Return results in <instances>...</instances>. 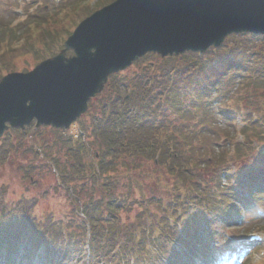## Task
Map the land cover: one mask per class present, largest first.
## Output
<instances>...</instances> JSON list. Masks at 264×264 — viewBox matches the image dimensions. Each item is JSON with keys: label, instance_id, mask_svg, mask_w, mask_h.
I'll use <instances>...</instances> for the list:
<instances>
[{"label": "trees", "instance_id": "16d2710c", "mask_svg": "<svg viewBox=\"0 0 264 264\" xmlns=\"http://www.w3.org/2000/svg\"><path fill=\"white\" fill-rule=\"evenodd\" d=\"M98 1L100 3L99 6H102L110 0ZM64 5H68L72 8L78 6L77 4L69 5L63 3L62 6ZM93 9H97L96 6ZM92 10L85 11V8L84 10L82 9L79 18L81 19ZM40 16L37 25L40 26L45 24L47 27L46 30L44 31L43 29L35 39H30L19 49L9 51L8 54L0 57L1 59L9 62L11 54L17 57L29 52L33 53L34 59L36 60H41L52 55L56 46L60 44L58 43L54 49H51L49 46L59 41L60 37L67 32L63 31V24L58 22L56 12L51 14L49 18L42 14ZM67 18L66 24L75 21L72 14L69 15V17L67 16ZM6 27L8 29H6ZM6 27L0 30L1 34L3 33L5 36L3 37L4 39L1 38V41L4 40L6 43L15 41L19 37V35H17L19 28L10 29L8 24ZM67 34H69V32ZM9 37L10 40L8 41L7 38ZM250 40L259 41V47L262 50L264 49V36L251 35L248 33L231 35L226 39L219 53L228 52V54L232 55L234 52L237 59L234 60L232 58L229 62L221 60L219 61L218 67H230L233 68V70L241 67L240 70H242L243 68H247L248 65L252 66L253 60L250 58V51L256 50V48L252 46V43L250 45L248 44ZM47 42L48 44L46 45ZM39 45L46 46L47 48H40ZM258 45L256 46L258 47ZM238 56L240 59H238ZM158 60L160 63L157 68L153 65L155 70H153L151 65L145 64L144 66L142 64L146 61H144V59L136 62L137 71L134 73V76L130 78L123 72L111 75L106 86L107 94L103 95L99 102L101 117L93 114L90 123H85L81 120L78 124L82 127L81 129L84 135L86 134L87 138L92 140V144L99 141L98 149H101L99 152V165L102 171L100 174L96 175L93 173V169L90 165L91 173L86 174L88 172L85 168V161L82 159L83 156L80 155L82 145L77 141V147L74 150L68 149V153L71 155L68 158H72V160L67 163L62 162V165H59L61 168V172L59 173L61 182H63L65 187L64 195L62 196L64 198L67 197V199L69 197L77 208H84V211H57V215H54L56 212L49 211L45 214L43 212L39 216L36 213L38 211H29L31 208H36L38 201L27 195H23L24 198H22V200H15V209H19V211H0L2 218V224L0 226V243L5 242L7 245L6 255L8 263L13 261V255L17 251L16 248L20 237L27 236L28 234L37 246L40 243H45L47 246L49 243H54L56 246V244L60 242L64 259L71 260L75 258V256L80 257L82 255L81 242L85 238L83 232L81 233V229L83 230V224L87 220L89 222L91 221L93 230L90 238V252L87 254L88 258L86 259V264H97L98 262H95L94 259L96 257L100 258L99 255H101L104 260L110 259V262L115 264V261H119V254L115 252L114 255L111 256L110 251L112 247L118 243L120 244L119 250H121V253H123L126 258L121 260L123 264H145L146 262L163 264L160 260L161 253L159 251L149 250L144 238L135 239L144 226V223L141 221V214L138 215L137 218L131 220V222L123 223L120 219L117 224L114 223V216L121 214V212H125L116 211L118 207L120 208L124 205L127 209L129 208L126 198L119 196V194L115 193V196H117L115 197L116 199H110V196L114 194L113 190L118 184L116 182L118 176H114V174H126L120 173V170L122 168L127 170L128 168L125 155H129L128 150L130 149L133 150L135 156L137 154H143L144 150H148L150 154L149 159L153 155V152L159 149L163 151V163L166 159L168 160V156L165 155L166 149H169L171 144L174 145L173 141L177 143L180 140H185V138L180 139L179 135L176 134L172 127L173 124L178 122L176 118L178 117L180 108H183V111L186 110L190 112V106L193 108V103L199 101V99L196 100L197 94L200 98H211L212 87L215 85L214 82L217 81L211 84L207 83L209 78L215 77V68H212L209 64L202 63L200 57L196 56L194 53H186L182 56H172ZM172 67H179L177 72L174 73L173 79L168 75V71L172 69ZM151 70L153 71L152 73ZM238 71L237 73L239 74ZM181 73H186L185 78L182 77ZM226 78L230 80L233 76L226 72L223 78H221L222 80H219L220 84L227 82ZM128 86H132V91L127 95L125 90L123 92V88H128ZM256 98V95H254V97L248 96L245 98L244 102L248 104L251 102V105L255 106ZM180 101L186 103L184 107H181ZM90 105L92 104H89V106ZM198 108L204 113H207V110L210 111L208 103L206 105H199ZM155 124V129H153V125ZM115 125L119 126L118 130L115 129ZM48 129L57 133L63 139V132L51 128ZM158 129H162L166 132V136L162 143L160 138L154 137V135L158 134ZM42 131L43 127L35 129L34 133L39 135ZM33 141L38 142L39 140L35 137ZM65 142L69 144V139H65ZM161 144H163V147H161ZM20 147V145L17 146L18 149ZM31 147L26 148V151H30ZM24 148H22L21 151H24ZM174 149L177 151L179 147L175 144ZM187 154L189 153L187 152ZM183 155L186 157L184 152ZM45 156L48 160L60 164L54 154L46 153ZM159 158L161 163V155ZM257 160L263 161L264 163V157L262 155H259ZM43 161V164L37 163L35 168L34 166H29L27 171L21 170V172L28 176L32 175L34 172L33 169H39V171L43 173L49 163L45 158ZM172 167L173 166L168 165V171L174 175L175 171ZM255 167H257V169ZM247 172L252 176L249 187L251 186L250 199L254 201L252 190L256 188L255 183H257L258 187V185L264 182V179H262L264 177V166L260 167L258 164H255V166L252 164L249 166ZM175 173H177V175H174L173 179H178L174 181L177 191L179 189V184H177L178 181L182 180L185 182L186 180L192 179V177L184 176L182 167H179V171ZM104 175L108 177H104ZM85 178H88L90 181L88 182L90 188L93 186L95 187L94 189L100 190L98 192L100 196L93 202L92 200L89 201V203L76 195L80 194L83 189H85ZM76 179L83 180L78 193L75 191V184L71 185V182L76 181ZM130 182V186H136L138 184L133 177L130 178ZM5 192L6 190H0V195ZM73 194L75 196H73ZM191 194L192 192L188 193V195ZM129 197L132 198V202H136L135 197L132 196L131 193H129ZM216 198L217 195L210 189H208L207 192L199 191L196 195L192 196V200L196 202L197 209L193 211L192 215H189V211H186L185 229L188 238L191 236H198L205 228L206 230L210 229V227L214 228L213 219L210 216L214 213L220 217L224 214V211H221V209L229 207L224 201L218 202ZM116 200L118 201L117 203L120 204H115L114 202ZM99 204L101 206L102 204L104 205L103 211H99ZM11 212L15 213L14 216L11 215ZM68 212H70V214H68ZM80 215L83 217H80ZM56 216L66 218L56 220ZM155 217H157V215H155ZM64 220L69 222L63 225ZM103 224L108 227L107 232H103ZM63 226H66L69 232L66 241L61 238ZM171 233L177 236L176 231H171ZM122 234L125 239L119 237ZM119 238L122 239L124 245L121 241H118ZM159 245L162 253L171 254L175 259L174 262L177 263L180 261L182 263V259L178 261V254L176 252H173L164 243ZM26 253L28 255L31 254L30 248H26Z\"/></svg>", "mask_w": 264, "mask_h": 264}, {"label": "rangeland", "instance_id": "374dc122", "mask_svg": "<svg viewBox=\"0 0 264 264\" xmlns=\"http://www.w3.org/2000/svg\"><path fill=\"white\" fill-rule=\"evenodd\" d=\"M63 3H67L69 5H80V10L77 13L72 14L75 18V21H71L70 24L67 23V25L63 24V31H70L73 30V28L76 27L79 21L81 19L79 18L80 13L82 12V9L85 11L92 10L95 6L96 8H100L102 6H99L98 0H62ZM113 0L108 1L104 5L110 3ZM32 2H36V0H32ZM24 1L21 3H18L16 0H0V30L6 27L8 23V27L12 29L14 27L11 25V22L15 21L17 23L21 22L26 15L23 17H20L15 13L16 9H23L24 10ZM40 2H36L35 4H39ZM44 3L46 4V7H42L39 9L40 14L38 13L34 18V21L38 22L40 15H45L51 17V14H54L57 9L53 6V0H44ZM83 6V8H82ZM99 6V7H98ZM94 10V9H93ZM93 10L91 12H93ZM38 11V12H39ZM90 12V13H91ZM26 13V12H25ZM49 13V14H48ZM39 15V16H38ZM83 18V17H82ZM68 19V18H67ZM46 25H40L37 27V29L32 30L33 32H37V34H40L41 31L44 29L46 30ZM6 29H8L6 27ZM24 28L21 26V29L19 27V30L17 32V35L21 34L22 32H27L28 30H23ZM29 30L28 33H24L23 36H26V41H19L17 40L16 43H6L4 40L1 41V38L4 39L5 37L3 33L0 32V52L2 50L8 49L5 53H2L0 55L4 56L5 54H8L10 50L19 49L23 44H25L27 41L30 40L31 32ZM25 35V36H24ZM68 34H64L60 37L59 41L54 42V44H51L49 47L52 49L55 48V46L59 43V46H56L54 49V52L52 55H55L63 46L64 41L66 40ZM20 37V38H21ZM32 38V37H31ZM7 40H10V37L7 38ZM252 40V39H251ZM248 41V44L251 43L255 45L257 43L256 41ZM48 42L46 43V45ZM259 44V43H257ZM17 47V48H15ZM40 48H47L46 46L39 45ZM264 53L263 51H258V53L250 55V58H254L255 64L251 67V65H248L247 68L242 70V75H236L238 69L230 70L229 73L232 74L233 78L229 82V86L227 89V95L222 96V86L219 85V94L218 97L208 100V98H200V96L196 95V100H202L203 105L209 104L210 111L207 110V113L203 112V115L198 118V113L194 110L195 103H193V108L190 106V112L189 111H183V108H180L178 112V117L176 120L177 123L173 124L172 127L175 130L176 134L179 135L180 140L177 143L173 141L174 145L176 144L179 149L174 153L171 157H168L169 159L165 160L164 163L162 161L163 151H161V163L160 158L155 163L154 158L149 159L150 154L148 153V150H144L143 154H137L135 156L132 149L128 150L129 155H125V159L127 160L128 168L127 170L125 168H122L120 170V173H126L123 175H115L118 176L116 178V182L118 183L116 188L113 190L114 194L113 196H110V199H116L115 193L119 194V196H123L126 198V202L129 204V208L127 210L121 209V222H131V220L138 217L142 211H160L157 207V204H162L163 206L165 203H167L170 207L169 211H175L177 208L174 201L178 202V199L181 198V196H185L186 194L190 193V191H201L205 189V192H207V189H211V185H216L218 187V192L214 193L215 195L220 194V190L222 189L221 200L225 199V203L230 205L234 204L235 209L237 211H231L228 215L224 216V220L226 221L225 224L221 225L222 230L219 231L218 239L220 238V242L218 244V249L221 246H227L232 248V251L234 249L236 250V253L234 254L233 258L227 262V260L224 258V261H222L220 264H255L256 262L263 261L264 257L261 258L259 261H254L253 259L249 260L246 263L241 262L242 255H241V237L253 230H262L264 232V189H258L256 190L255 194L253 195L254 202L251 204V209L245 208L242 206V202L236 201L234 198H232V195L229 193L230 190H232L237 184V178H238V171L247 169L254 161V157L256 156V150L260 146L264 144V134L257 133V130H254V133L260 138L258 141L259 145L255 148L250 146H236L237 152H234L233 155V162L230 165H235L238 168V171L234 174L230 172V169L228 167V160L229 156H227V152L231 151V147L234 148L235 141L234 136L237 133L238 127H240V121H243L242 114L236 115L240 117L239 119H236V117H233L234 124L232 122H228L226 120V116L229 114L228 107H233L235 104H240V100H242L244 97H246L252 90V84L249 83L251 78H254V75L252 74L254 72V69L257 68L259 71L261 80H264V65L262 64V58L259 57V55H262ZM70 51L67 50L66 55L69 56ZM51 55V56H52ZM148 55V54H147ZM143 56L141 59H144L145 63H142L144 66L147 65H154L158 66L160 61L158 59H161L158 55H150V56ZM1 56V57H2ZM168 57V56H166ZM165 57V58H166ZM8 58V57H7ZM10 61L6 62L4 59L0 58V65H2V69L4 73L2 75H5L10 72H27L33 68H35L36 64H38L41 60L34 59V55L32 52H29L25 55H20L17 57H14V54H11V57L9 58ZM136 62H139L137 60ZM257 62V63H256ZM153 68V66H152ZM171 68V67H169ZM153 70H155L153 68ZM137 71V65H135V62L123 73L127 74L130 77L134 76V73ZM153 71L151 70V73ZM107 88H105L101 93H99L92 102V105L89 106V109L86 111L84 115H82L80 118H78V121L83 120L85 123H90V119L94 115H99L98 117H101L100 110H99V102L103 95L107 94L106 91ZM125 88H123L124 92ZM217 90V91H218ZM126 91V90H125ZM127 92V91H126ZM128 93V92H127ZM254 93L257 95L256 104H263L264 105V90L261 88H258L254 90ZM198 96V97H197ZM244 101V99H243ZM181 107L185 106V102H181ZM244 105H249L248 103H243ZM239 120V121H237ZM252 120L258 124V120L255 119L252 116ZM79 123V122H76ZM174 123V122H173ZM152 125V124H151ZM43 127L42 133L39 135L34 133V120L29 124L26 125L23 130H12L11 128L6 129V131L3 132V134L0 136V190H6L5 193L0 195L2 200L4 201V205L7 206L9 209L15 208L14 203L16 204V201L22 200L24 198L23 195H27L29 197L35 198L38 203L36 204V208L33 209V211L36 212L37 215L40 216L44 212L52 211L56 212L54 215H57V211H74L72 210L74 204L68 197H63L64 195V184L61 181V177L59 175V172H61L60 166L62 165V162L67 163L68 161H71L72 158H68L71 155L68 153V149H72V146L77 147V143L70 144L72 142H69L67 144L65 142V138L72 137V135H77L79 133L78 124H74L69 127L67 130L68 132L63 133V139L61 136H59L57 133L50 131L48 128V125H40L37 127V129H40ZM155 125H153V129ZM161 128V127H160ZM52 129V128H51ZM256 129V128H255ZM81 130V129H79ZM158 134L154 135L155 138H160V141H164V138L166 136V132L162 129H158ZM156 133V132H155ZM33 135V136H32ZM233 135V136H232ZM22 136V139H21ZM232 136V137H231ZM37 138L39 140L38 142H34L33 139ZM232 139H231V138ZM80 139V138H79ZM89 139V138H88ZM58 141V142H56ZM76 140H73V143ZM90 146L87 145V138H83V140H80L82 151H80V155L83 156V160L85 161V168L88 173H91L90 165L93 170L94 166L98 165L99 163V152L101 149H98V142H95V144H92V140H90ZM262 142V143H261ZM20 145L21 147L18 149L17 146ZM174 145L171 144L174 148ZM25 146V148H24ZM32 146V147H31ZM34 146V147H33ZM30 148V151H26V148ZM161 147H163V144H161ZM24 148V151L21 149ZM154 151V150H152ZM169 149H166L165 155L168 156ZM97 152L98 154H96ZM178 152V153H177ZM181 152V153H180ZM183 152L185 153L186 157H184ZM187 152L189 154H187ZM46 153L48 154H54L57 161L60 164L54 163L52 160H48L46 158ZM46 159L47 161L51 162V164L48 166L46 170L41 173L39 169H33L34 172L32 175L26 176L21 170H28L29 166H34L38 164H43V159ZM56 164V166H53ZM188 164V165H187ZM191 164L192 167L189 165ZM60 165V166H59ZM168 165L173 166L178 165L179 167H182L184 170L183 175L184 176H191L192 179L191 183H188V180L183 182L182 180L178 181L177 184H179V189L176 191L175 189V180L173 179L174 175L176 176L177 173L174 172V175L171 174L168 171ZM172 167V168H173ZM197 170V171H196ZM68 171V169H67ZM102 171V170H101ZM95 171H93L94 173ZM115 172V171H114ZM97 174V173H96ZM111 174V173H110ZM244 173L242 172L241 176H243ZM103 176V175H102ZM104 177H108L105 176ZM133 177L135 181L138 182V184L135 186H130V178ZM190 178V177H189ZM86 181L84 183L85 189L80 194H76L79 198H83L86 201L92 202L99 197V191L98 189H94L95 187L91 186L90 188L88 182V178H85ZM37 182V183H34ZM217 182V183H216ZM83 183V180L76 179V181H72L71 185L75 184V191L78 193L81 184ZM257 185V184H256ZM204 187V188H203ZM62 188V189H61ZM139 188V189H138ZM232 188V189H231ZM101 189V188H100ZM188 189V193L187 190ZM134 191V192H133ZM179 191V192H178ZM183 195H178V193ZM227 192V193H225ZM129 193L132 194V196L135 197L136 202H132V198L129 197ZM60 195V196H58ZM73 196H75L73 194ZM72 196V197H73ZM75 198V197H73ZM158 198H161L160 201H156ZM147 199V203L145 204L143 201ZM16 200V201H15ZM220 200V199H219ZM152 201V202H151ZM90 202V203H92ZM116 200L115 204L117 203ZM151 204H150V203ZM113 203V204H114ZM155 203V204H154ZM156 205V206H155ZM112 206V205H110ZM176 207V208H175ZM74 209H77L74 207ZM19 211V209H17ZM82 211H84V208H82ZM101 211V210H99ZM116 211H119V207ZM129 211V212H128ZM228 211V210H224ZM230 211V210H229ZM228 213V212H227ZM226 213V214H227ZM70 214V212H68ZM234 216V217H232ZM60 218H66V217H59L56 216V220H59ZM231 221H230V220ZM67 220H64L63 225L67 224ZM220 223V222H219ZM157 235V234H155ZM27 240H30L28 237ZM27 240H25L27 242ZM122 243V241H121ZM56 250L53 251L50 255L46 256L51 260L50 257L56 258L57 252L61 253V251H58L59 247L57 248L54 246ZM171 247V244H170ZM264 248V244L262 246ZM20 254V252H17ZM36 254L33 256V259L38 260L39 262L45 263V256L38 257ZM1 257V256H0ZM165 257V256H164ZM76 258V257H75ZM56 261V260H54ZM49 264V263H48ZM52 264H58V262H52ZM66 264V263H65ZM71 264H80L79 262L75 261V259L72 260ZM260 264H264V261Z\"/></svg>", "mask_w": 264, "mask_h": 264}, {"label": "water", "instance_id": "95a60500", "mask_svg": "<svg viewBox=\"0 0 264 264\" xmlns=\"http://www.w3.org/2000/svg\"><path fill=\"white\" fill-rule=\"evenodd\" d=\"M239 32L264 34V0H115L83 19L57 55L0 79V136L34 119L66 129L110 74L145 53L205 51Z\"/></svg>", "mask_w": 264, "mask_h": 264}, {"label": "bare ground", "instance_id": "6f19581e", "mask_svg": "<svg viewBox=\"0 0 264 264\" xmlns=\"http://www.w3.org/2000/svg\"><path fill=\"white\" fill-rule=\"evenodd\" d=\"M161 219H163V218H162V212H161Z\"/></svg>", "mask_w": 264, "mask_h": 264}]
</instances>
